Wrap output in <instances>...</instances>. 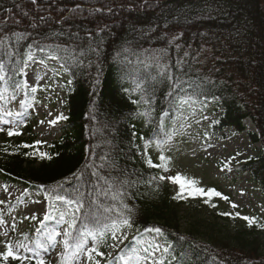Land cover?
<instances>
[{"label":"trees","instance_id":"16d2710c","mask_svg":"<svg viewBox=\"0 0 264 264\" xmlns=\"http://www.w3.org/2000/svg\"><path fill=\"white\" fill-rule=\"evenodd\" d=\"M0 41V92L20 85L29 54L58 57L70 78L61 134L45 152L31 123L0 132L3 182L42 191L48 210L57 196L80 201L77 227L129 218L160 228L161 264H264L256 236L184 227L180 200L147 158L180 99L215 98L211 134L254 125L247 138L261 148L240 170L264 191V0H0Z\"/></svg>","mask_w":264,"mask_h":264},{"label":"rangeland","instance_id":"374dc122","mask_svg":"<svg viewBox=\"0 0 264 264\" xmlns=\"http://www.w3.org/2000/svg\"><path fill=\"white\" fill-rule=\"evenodd\" d=\"M68 81L69 78L55 59L51 57L44 61L29 55L21 85L13 93L0 92L3 96L0 99V131L4 128L24 129L25 124L31 123L36 133L35 143L44 150L45 144L60 135L63 119L57 117L65 116V93L62 86ZM33 87L36 88L34 92ZM181 102L178 103L176 116L163 120L167 137L165 148L160 149L156 145L150 147L148 158L156 165H165L160 167L162 176L165 177L163 181L171 187L181 202L182 225L185 227L190 222L201 220L198 229L203 231L200 236L207 234L209 224L229 233L243 230L250 236H256L264 251V193L249 175L239 171L244 159L256 154L259 149V144H250L247 140L245 131L253 130L252 124L245 120L244 132L237 133L226 129L212 137L207 134V125L220 111L212 105L213 101L204 107L192 101L183 104ZM52 120H56V123H50ZM161 155L166 159L162 161ZM177 174L187 177L190 182L184 191H181L179 184L168 179ZM197 187L204 189L205 194H193L192 189ZM210 189L220 195L208 194ZM54 208L68 213L70 220L72 207L67 202L58 200ZM49 213L46 199L41 192L28 191L20 185L0 180V220L3 221L0 223V252L5 250L6 244L11 243L22 257H29L30 253L17 246H32L31 241L37 238L32 233L36 226L56 228L62 233L67 225H57V219L45 221L44 226L40 224V220ZM237 213L240 215L237 216ZM51 214L55 216L54 212ZM33 216L36 219H32ZM243 217H252L254 221L250 223ZM27 234L31 239L27 238ZM123 235L127 239L122 242L120 239L113 240L110 235L108 240L99 238L98 244H94L89 237L87 247H96L98 251L92 253L91 261L87 259L86 253H81L80 259L74 264H95L96 261L99 264H124L119 257L132 255L126 246L130 240L134 241L137 250L144 248L145 242L159 245L158 250L140 252V264H159V258L166 248V242L161 235L154 231H137L135 228L120 225L117 236L122 239ZM57 240L55 248H49L43 254L46 264H60L64 251L63 236ZM145 256L146 260L143 259ZM16 262L35 264V259Z\"/></svg>","mask_w":264,"mask_h":264},{"label":"snow or ice","instance_id":"6c2138e0","mask_svg":"<svg viewBox=\"0 0 264 264\" xmlns=\"http://www.w3.org/2000/svg\"><path fill=\"white\" fill-rule=\"evenodd\" d=\"M2 43V41H0ZM31 58V57H29ZM53 59H58V57H53ZM3 70V65L0 64V71ZM21 71H23L21 69ZM3 77L0 76V79ZM32 91H36V88L33 87ZM3 96L0 95V99H2ZM183 103H187V101H182ZM147 115V113H144ZM8 115H11V113H8ZM18 115V113H17ZM57 119H66V117L59 116ZM50 123L55 124L56 120L50 121ZM162 126V122H161ZM9 135H12L13 132L9 130ZM170 138V137H169ZM39 143V142H38ZM159 146V145H158ZM46 155V154H41ZM160 159L163 161L166 159L164 155L160 156ZM148 163L152 165V161L149 160ZM154 167H165V165H152ZM160 179H165V177L161 176ZM168 179H171L173 182L179 184L181 191L185 190V186L189 184L187 177H183L180 174H177L174 177H168ZM191 183H194L191 182ZM192 193H200L201 195L205 194V190L202 188H193ZM208 194H213L219 196L220 193L216 192L214 189L208 190ZM57 200H64V197L57 196ZM67 203L71 206L73 204L76 205L74 212H79L81 208L83 207V204L80 201H67ZM126 207V206H125ZM54 212L55 216L51 213ZM222 215H231L230 213H222ZM237 216L240 214L237 213ZM87 218V217H85ZM32 219H36L35 216L32 217ZM52 219H57V225H63L66 224L67 227L64 229V231L61 233L60 231H57L56 228H37L36 231L38 233V236L35 240L31 241L32 246H27L24 244H20L17 247L22 248L26 253H30L31 255L29 257H22L18 251L14 248V246L11 243L6 244L5 250L3 252H0V259L7 261L9 258L13 260H23V259H35V264H46V261L43 258V254H46L49 250V248H55L56 244L58 243L57 238L61 235L63 236V253L61 254V260L60 264H74L75 261L80 259L81 253H86L87 259L91 261L93 259V252H97L98 249L96 247L88 248V240L89 237H91L94 244H98L100 242L101 237H105L109 231L111 238L113 240L120 239L121 242L123 239H127L126 235H123L122 239L117 236V231H119L120 224L126 227H132L131 220L129 218H124L120 221V224L112 223L111 225L104 224L102 227L97 228H89L86 225H82L81 227H77V219L78 217L73 214L71 219H68V213L61 211L58 208L51 209L49 214H46L42 220H40V224L42 226L45 225V221H49ZM246 221H249L250 223L254 221V218L252 217H243ZM3 221L0 220V223ZM148 231V230H146ZM150 231H154L158 235L161 234L160 228H153ZM5 235H7L5 233ZM135 239V237H133ZM146 246L140 250H137L135 247H132L130 251L132 252V255L130 256H120L119 259L124 261V264H140V261L142 259L140 252L148 253L150 251L158 250L159 245L155 244L154 242L148 243L145 242ZM168 248H165V251H168ZM100 255H103V253H99ZM144 260L147 259V257H143ZM95 264H99V261H96Z\"/></svg>","mask_w":264,"mask_h":264}]
</instances>
